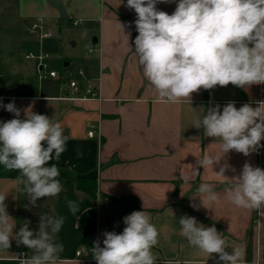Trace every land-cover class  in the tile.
I'll return each mask as SVG.
<instances>
[{"label":"crops","instance_id":"crops-1","mask_svg":"<svg viewBox=\"0 0 264 264\" xmlns=\"http://www.w3.org/2000/svg\"><path fill=\"white\" fill-rule=\"evenodd\" d=\"M61 1L66 16L50 0H0V17L17 19L16 25H2L0 29L12 35L8 41L17 43L16 51L26 62L14 78L5 77L4 83L0 79L3 104L14 100L22 119L24 110L31 107L53 123H61L67 137L66 150L58 161L53 159L49 164L69 166L79 177L95 180V184L88 185L62 181L64 191L58 197V216H63L65 222L58 233V243L64 250L57 264H97L91 249L94 242L99 239L103 247L104 232L122 233L126 227L123 218L142 210L159 232V243L152 249L157 264H216L218 254L208 258L182 235L179 219L185 215L195 217L205 227L215 226L229 247L226 251L231 253V249L238 248L244 252L243 264H264V216L236 207L226 193L227 188L235 186L233 178L241 174L245 163L264 169V148L249 156L232 150L214 168L204 169L198 159L215 155L220 141L207 137L202 127H195L206 110L217 104L222 111L229 102H234L237 109L244 104L255 108L264 103V84L246 88L216 86L193 93L190 103L162 102L138 62L134 45L138 35L136 13L126 6L127 0ZM177 3L178 0L161 2L157 9L172 14ZM119 14L131 17L121 18ZM64 18L73 25L83 23L80 38L92 47L84 56L65 55L58 38L55 47L64 63L61 71H56L57 76L52 77L48 73L55 70L47 71L44 61L37 67L36 60L25 58L31 52L25 49L31 45L26 38H51V26L60 28ZM76 20L82 22L75 24ZM35 22L42 29L32 32ZM42 31L51 35L41 37ZM74 62L80 63L75 75L67 71ZM21 74L24 78L38 76V93L32 95L21 83ZM74 78L80 87L76 94L69 85ZM86 86L96 88L99 98H84ZM13 118V113L0 107V121ZM91 130H96L92 137L88 135ZM225 164L226 177L217 176L215 172ZM192 166L200 173L185 183L180 175L190 174ZM202 182L213 185L220 197L218 203L208 204L205 200V207L202 205L197 192ZM17 185L16 170L0 165V194L7 195L6 211L14 220H10L14 233L24 222L17 205ZM125 197L135 198L138 210L120 201ZM68 200L79 206L75 215L67 206ZM29 230L34 232L33 226L29 225ZM80 249L83 252L77 255ZM21 251L29 257L33 254L11 239L8 250L0 249V264H20L17 256Z\"/></svg>","mask_w":264,"mask_h":264},{"label":"clouds","instance_id":"clouds-1","mask_svg":"<svg viewBox=\"0 0 264 264\" xmlns=\"http://www.w3.org/2000/svg\"><path fill=\"white\" fill-rule=\"evenodd\" d=\"M176 0H127V7L136 13L135 53L143 75L162 102H191L193 93L229 84L240 88L264 84V0H178L175 11L168 14L157 9L158 3ZM123 28V26L121 25ZM251 45V46H250ZM264 103L253 108L244 104L239 109L234 102L210 107L195 125L203 128L207 137L220 141L215 155H205L197 163L204 169L214 168L232 150L249 156L264 148ZM0 107L15 118L0 121V165L7 170H19L20 192L32 207L37 200L55 197L64 191L60 171L51 160H59L66 150L67 137L61 123H53L46 115L31 107L21 110L15 101ZM228 165L215 174L226 177ZM192 166L190 174H181L187 183L199 174ZM234 187L226 189L228 200L236 207L249 209L264 216V169L245 163ZM205 207L218 203L219 194L212 184L202 182L197 188ZM7 195L0 194V249L8 250L11 239L34 254L17 256L20 264H57L64 248L56 242L65 218L42 213L35 233L29 230L31 221H24L13 232L14 221L6 211ZM29 205H25L26 208ZM67 206L75 215L80 211L75 201ZM194 208L197 206L192 205ZM207 208V207H206ZM123 232H104L103 247L94 242L93 258L97 264H157L153 247L159 243V232L144 210L133 211L123 218ZM181 233L188 243L206 253L218 254L216 264H243L244 252L233 248L231 253L222 234L215 226L205 227L195 217L179 219Z\"/></svg>","mask_w":264,"mask_h":264},{"label":"rangeland","instance_id":"rangeland-1","mask_svg":"<svg viewBox=\"0 0 264 264\" xmlns=\"http://www.w3.org/2000/svg\"><path fill=\"white\" fill-rule=\"evenodd\" d=\"M16 23L17 19L11 16L0 17V27H3L2 25H16ZM82 27L83 23L79 25H73L71 20L64 18V22L60 28L55 27L53 29V26H51V38L40 40L37 36L28 38L25 37L31 43L30 46H25V49L27 51L37 53L47 52L49 56L42 60L44 61L45 69L47 71L55 70L59 72L61 71L64 62H62L61 56L57 51V48L55 47V42L58 38H60L62 41V48L63 51H65V55L67 53V55L84 56L85 52H87L88 49L92 47L91 44L87 45L85 40H82V37L80 38V36L82 35ZM10 36L12 35H7L5 31L0 29V79L2 83H4L5 77L14 78V75H16L18 70H20L22 64H26V62H23V60L20 58V51H16L17 43L13 40L8 41V39H10ZM22 36H25L24 32L22 33ZM15 52H17V61H15V59L13 58ZM79 65V62H74L67 71L75 75L79 71ZM22 215L24 216V221H31L27 214L22 213ZM29 225L33 226V222L31 221ZM29 251L31 252V254L33 253L30 249Z\"/></svg>","mask_w":264,"mask_h":264},{"label":"trees","instance_id":"trees-1","mask_svg":"<svg viewBox=\"0 0 264 264\" xmlns=\"http://www.w3.org/2000/svg\"><path fill=\"white\" fill-rule=\"evenodd\" d=\"M121 18H130L131 16L126 14H119ZM62 25V22H61ZM21 83L30 89L32 95L38 93L39 78L37 75H30L23 77L20 75ZM49 166H51L49 164ZM60 171L59 179L62 181L69 180L75 185H88L95 184V180L82 178L77 175L75 170L69 166L56 165ZM20 175L19 170H16V178ZM20 185H17V205L20 212L27 214L29 219L33 222L34 232L38 231V224L40 222V215L42 213L50 216H58V196L55 197H44L37 200V206L32 207L29 205V201L25 195L20 192ZM123 203H128L133 209L138 210V206L135 198L125 197L121 199ZM25 205H29L28 208ZM56 242L58 243V234L56 235Z\"/></svg>","mask_w":264,"mask_h":264},{"label":"built area","instance_id":"built-area-1","mask_svg":"<svg viewBox=\"0 0 264 264\" xmlns=\"http://www.w3.org/2000/svg\"><path fill=\"white\" fill-rule=\"evenodd\" d=\"M81 22H82V20H76L74 23L75 24H79ZM41 29H42V26H41V24L39 22H35L32 25V27H31L32 32H37V31H39ZM50 35H51L50 32H46V31H44V32L42 31L41 32V37H48ZM45 57H48V54L47 53H34V52H29V53L25 54V58L26 59L36 60L37 61V67H40L41 66V61ZM48 74H49V76H52V77L53 76L54 77L57 76V72L56 71H50ZM41 76H45V74L44 75H41ZM69 85L73 89V94H76V93L79 92L80 87H79V83H78V80L77 79H75V78L74 79H71L69 81ZM84 92H85L84 95H83L84 98H96V97L99 98V92H98V90L96 88L92 87V86H88V87L86 86L84 88ZM95 133H96V130H91V131L88 132V135L90 137H92V136L95 135ZM82 252H83V249L78 250L77 251V255H81ZM21 255L28 256V254L25 251H21L19 253V256H21Z\"/></svg>","mask_w":264,"mask_h":264},{"label":"water","instance_id":"water-1","mask_svg":"<svg viewBox=\"0 0 264 264\" xmlns=\"http://www.w3.org/2000/svg\"><path fill=\"white\" fill-rule=\"evenodd\" d=\"M50 1L57 6V8L59 9V11H60L62 16H66V11H65V8H64L63 3H62L61 0H50ZM92 42L94 44L97 43V38L94 37Z\"/></svg>","mask_w":264,"mask_h":264}]
</instances>
